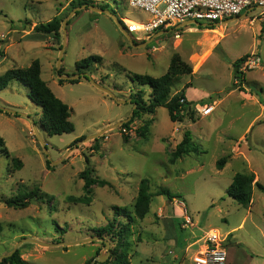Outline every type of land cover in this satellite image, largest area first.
Segmentation results:
<instances>
[{
    "label": "rangeland",
    "instance_id": "374dc122",
    "mask_svg": "<svg viewBox=\"0 0 264 264\" xmlns=\"http://www.w3.org/2000/svg\"><path fill=\"white\" fill-rule=\"evenodd\" d=\"M128 1L90 0L87 7L72 12L80 0H0V75L38 59L42 78L70 106L75 125L73 132L49 135L42 123V108L30 99L27 86L15 80L0 90V107L16 111L0 112V136L10 152L8 157L0 151V256L17 246L31 264H91L96 256L108 254L105 241H109L108 257L95 263L108 264L115 258L113 249L118 242L97 236L96 228L115 217L129 220L124 214L117 215L116 207L134 216L139 184L148 178L154 196L147 216L132 221L131 264H197L194 258L203 248L204 233L211 228L228 235L226 264H264V192L255 185L248 206L227 192L237 172H253L255 181L264 184V7L249 8L241 13L246 16L214 24V28L203 29L205 22H201L154 37L156 30L142 40V33L130 34L135 44L153 37L144 46H135L110 14L90 8L105 6L119 20L152 19L149 12L131 7ZM69 14L67 31L62 23L59 40L35 30L55 16L64 22ZM64 40L62 74H81L76 68L78 60L92 54L103 57L101 63L84 70L89 79L83 76L72 82L58 77ZM254 52L263 60L260 67L236 78L234 61ZM174 54L192 72L180 76L172 94L191 84V97L204 94L193 104H214L211 115L194 111L193 118L188 115L174 122L167 107L160 106L155 113H145L130 123L136 127L131 133H125L121 125L95 139H85L132 117V94L142 89L148 99L152 89L134 83L131 75L161 76ZM92 79L125 102L116 101ZM144 126L146 135L142 134ZM186 130L191 131L198 150L171 162L172 150ZM224 156L227 162L219 169L216 163ZM13 157L23 161L22 168L11 170ZM87 167L93 169V176L110 183L93 185L87 194L89 203L70 199L86 195L79 173ZM162 187L175 197L157 195ZM34 189L41 197L26 207L3 201ZM186 216L193 224L185 223Z\"/></svg>",
    "mask_w": 264,
    "mask_h": 264
},
{
    "label": "trees",
    "instance_id": "16d2710c",
    "mask_svg": "<svg viewBox=\"0 0 264 264\" xmlns=\"http://www.w3.org/2000/svg\"><path fill=\"white\" fill-rule=\"evenodd\" d=\"M90 1V0H89ZM88 0H80L79 6L89 2ZM75 3V2H74ZM105 9V6H101ZM121 21V20H120ZM62 23L63 19L59 16H55L48 23H41L35 26L37 32H41L44 35H53L58 40L62 37ZM69 23V21H68ZM201 25V24H200ZM214 24H207L202 28H214ZM264 31V26H262ZM145 41V40H144ZM248 55H244L236 59L233 63L236 74L235 77L239 78L244 75V72L240 71L241 63L246 59ZM103 57L99 54H92L84 57L76 62V68L78 71L85 73L84 70L90 69L94 64L101 63ZM41 63L38 59L34 60L28 67H14L6 70L0 75V90L7 88L11 82L17 80L23 85L29 88L28 95L30 99L42 108V123H44L45 130L49 135H61L64 133H70L75 130L74 123L70 120L71 108L70 106L58 98L52 89L49 87L47 82L42 78ZM191 66L186 63L179 54L172 56L171 64L166 73L161 76L155 77L149 74H132L131 79L134 83L141 85H149L152 89L149 98L145 99V92L140 89L132 94V102L135 103L136 107L133 110L131 119L123 123V127H129L136 118L141 117L145 113H155L156 109L160 106L167 107L169 111L170 119L174 122L184 121L189 115L191 118L194 117V109L191 108L194 101H189L186 98L185 90L191 86L186 84L180 92L172 94L173 86L180 80V76L185 73H191ZM89 79L90 76H84ZM78 80H72L77 82ZM233 86L231 89H233ZM185 98V102L182 103L181 99ZM3 108L0 107V112ZM147 126L143 128L142 134L146 135ZM128 139V136H124ZM197 147L193 143L192 133L190 130L184 132L182 140L176 145L171 153V162H175L178 158L184 155H189L192 152H197ZM0 151L5 153L8 157L10 152L5 144V140L0 136ZM227 156L220 158L216 165L219 169H223L226 162ZM89 161V160H87ZM23 167V161L18 157L12 158L11 170H18ZM93 169L90 167L85 168L79 173V176L84 179V190L86 195L84 197H70L76 201L89 203L92 186L95 184L106 185L110 182L102 179L98 176H93ZM257 186L261 191L264 192V184L259 181H255V174L253 172H237L235 173L233 180L228 187V194L232 196L236 201L244 206H248L253 199L254 186ZM150 181L148 178H143L139 184L138 195L134 203V216L126 213V209L117 208V215H126L129 220L123 222L115 217L109 220L104 226L96 228V235L99 237L110 236L113 241L118 242V247L113 249L114 259H109L108 264H131L130 248L131 241L129 236L132 233V221L134 217L144 219L151 210V201L154 193L150 191ZM157 195H166L169 199L175 197V195L168 188H159L156 191ZM44 195H47L44 193ZM37 189H34L27 193L18 194L15 197L6 198L3 201L9 206L15 207H26L31 201L40 198ZM3 230V225L0 223V232ZM94 259V258H93ZM92 259V260H93ZM90 260V263L91 261ZM0 264H31L21 257L20 250L16 249L14 253L8 257H4L0 260Z\"/></svg>",
    "mask_w": 264,
    "mask_h": 264
},
{
    "label": "built area",
    "instance_id": "2783aa9c",
    "mask_svg": "<svg viewBox=\"0 0 264 264\" xmlns=\"http://www.w3.org/2000/svg\"><path fill=\"white\" fill-rule=\"evenodd\" d=\"M131 7L141 8L152 15V19L145 22L127 21L122 17L121 23L129 34L142 33L140 40L152 35L156 30L177 29V25L186 21L205 22L204 24H216L230 17L238 16L249 8L264 7V0H129ZM130 20V19H129ZM154 32V33H153ZM179 35V33L177 32ZM263 60L257 53L249 54L240 65V71L260 67ZM185 102V98L181 99ZM212 103L192 104L201 116H208L215 110ZM135 126L123 127L125 133H131ZM186 224H193L190 216L185 217ZM203 248L195 256L197 264H226L227 247L226 237L216 229H209L202 238Z\"/></svg>",
    "mask_w": 264,
    "mask_h": 264
},
{
    "label": "water",
    "instance_id": "95a60500",
    "mask_svg": "<svg viewBox=\"0 0 264 264\" xmlns=\"http://www.w3.org/2000/svg\"><path fill=\"white\" fill-rule=\"evenodd\" d=\"M84 7H87V6H86L85 4L82 5V6H78V7H76V9H75L74 11H72V12H75V11H77V10H80L81 8H84ZM90 8L95 9V10H98V11H101V12H105V13L110 14V15L115 19L116 23H117L118 26L121 28V30L126 34V36L128 37V39H129V41L131 42L132 45H135V46H144L148 41H150L151 39H153V37H152V38L146 40L145 42H143V43H141V44H135V42H134V40H133V37H132V36L126 31L125 27L122 25L121 21L117 18V16H116L114 13H112V12H110L109 10H106V9H104V8L96 7V6H94V5H91ZM251 9H252V8H251ZM246 14H247V13H244V14H242V15H238V16L230 17V18L224 20L223 22H229V21H233V20H235V19H239V18L242 17V16H246ZM70 15H71V14H69V15L66 17V19L64 20V22H63V31H64V33H66V31H67L66 25L68 24V20H69V18H70ZM192 23H193V24H197V25H200V24H201V23L198 22V21H186V22L180 23L177 27L179 28V27H182V26H185V25H188V24H192ZM219 23H221V22H217V24H219ZM165 32H167V31H165V30H160V31H158V32L155 34V36H157V35H159V34H163V33H165ZM64 52H65V40H64V42H63V46H62V48H61L60 56H59V60H58V72H57L58 77L61 78V79H67V80H72V79L80 78V77H83V76H88V77H89V75L86 74V73H81V74H80V73H77V74H74V75H66V74H62V73H60V72H59V69H60L61 64H62V59H63ZM92 82H93L97 87H99V88H101L102 90L106 91V92H107L112 98H114L116 101H118V102H122V103L125 102L124 99H119V98L117 97V95H116L111 89H109V88H107V87H105V86L99 84L98 82H96V81L93 80V79H92ZM135 107H136V105H135ZM3 110L6 111V112L16 113V111H14L13 109H10V108H3ZM132 114H133V112H132ZM132 114H131V115H132ZM24 115H25V114H24ZM130 119H131V116H129L128 118H126V119H124V120L118 121L117 123H115V124H113V125H111V126H108V127H106V128H103L102 130H100L99 132H97V133H95V134H91V135L87 136L85 139H95V138L99 137L100 135L104 134L109 128H114V127L121 126L123 123L128 122ZM35 134H36V136L38 137V139L40 140V142L42 143V145H43L45 151L48 152V148H47V146H46V142H45V140L40 136V134H39V132H38V128H37L36 126H35ZM55 162H56V161H53V163H55ZM91 239H93V238H91ZM25 240H34V239H25ZM87 240H89V239H87ZM34 241H37V240H34ZM83 241H86V240H83ZM37 242L40 243V244H47V243H43V242H40V241H37ZM19 243H22V241L19 242ZM66 243L69 244V242H66ZM74 243H76V242H74ZM105 245H106V249L108 250V254H107L106 256H104V255L96 256V257L91 261V264H95L97 261L102 262V261H104V260L108 257V255H109V253H110L111 243H110L109 241H105ZM225 247H227V246H225ZM17 248H18V247L16 246L12 252H10V253H8V254H5V255H1V256H0V260L3 259L4 257H8V256L12 255V254L14 253V251H15Z\"/></svg>",
    "mask_w": 264,
    "mask_h": 264
},
{
    "label": "crops",
    "instance_id": "0c3cea01",
    "mask_svg": "<svg viewBox=\"0 0 264 264\" xmlns=\"http://www.w3.org/2000/svg\"><path fill=\"white\" fill-rule=\"evenodd\" d=\"M240 15H242V14H240ZM221 22H223V21H221ZM193 24V23H192ZM202 24V23H201ZM217 24V23H216ZM179 25V24H178ZM177 25V26H178ZM204 25H207V24H204ZM183 27V26H182ZM177 29H178V27H176ZM180 28V27H179ZM161 30H165V31H169V29H161ZM160 31V30H159ZM158 32V31H157ZM156 32V33H157ZM166 33V32H165ZM154 37H155V35H154ZM148 40V39H147ZM146 41V40H145ZM144 41V42H145ZM193 90V88H192V86H190V87H188L186 90H185V95H186V98L189 100V101H197V100H202L203 99V97H204V94L203 95H201V96H199V97H195V98H193V97H191L190 96V92ZM216 108V107H215ZM211 115V114H210ZM209 116V115H208ZM204 117H206V116H204ZM185 120H186V118H185ZM254 124V123H253ZM183 138V137H182ZM182 140V139H181ZM225 167V166H224ZM212 229V228H211ZM224 236V235H223ZM225 237L227 238L228 237V235H225ZM196 243V241L195 242H193V243H190V244H188L187 245V247H186V249L187 250H189L191 247H193L194 245H196L195 244ZM225 246H228V245H226V244H224ZM202 249V245H201V247H200V249L197 251V252H199L200 250ZM196 254H198V253H196Z\"/></svg>",
    "mask_w": 264,
    "mask_h": 264
},
{
    "label": "bare ground",
    "instance_id": "6f19581e",
    "mask_svg": "<svg viewBox=\"0 0 264 264\" xmlns=\"http://www.w3.org/2000/svg\"><path fill=\"white\" fill-rule=\"evenodd\" d=\"M126 19H127V18H126ZM127 21H131V20L127 19Z\"/></svg>",
    "mask_w": 264,
    "mask_h": 264
}]
</instances>
